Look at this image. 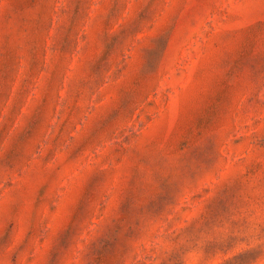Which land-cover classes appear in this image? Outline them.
Listing matches in <instances>:
<instances>
[{
    "label": "rangeland",
    "instance_id": "rangeland-1",
    "mask_svg": "<svg viewBox=\"0 0 264 264\" xmlns=\"http://www.w3.org/2000/svg\"><path fill=\"white\" fill-rule=\"evenodd\" d=\"M0 264H264V0H0Z\"/></svg>",
    "mask_w": 264,
    "mask_h": 264
}]
</instances>
